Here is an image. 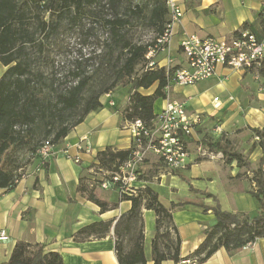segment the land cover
I'll return each mask as SVG.
<instances>
[{
    "label": "crops",
    "instance_id": "1",
    "mask_svg": "<svg viewBox=\"0 0 264 264\" xmlns=\"http://www.w3.org/2000/svg\"><path fill=\"white\" fill-rule=\"evenodd\" d=\"M173 1L181 8L182 17L174 26L168 49L156 54L153 59L157 68L174 72L186 67L179 49L184 32L196 34L201 39L228 37L240 30H249L257 37L264 33V0ZM259 70H264V63L259 68L245 71L218 66L215 75L202 81L209 84L206 91L198 94H192L191 90L184 91L193 86H170L165 91L166 97L185 101L188 113L199 114L201 123L187 138L188 165L178 170L179 174L170 177V193L162 199L155 191L165 208L174 205L172 221L181 242L179 261L165 260L161 264H184L183 261L192 264H264V238L257 239L232 255L224 248H219L200 263L196 262L197 256H193V252L204 241L207 230L216 223L212 211L203 207L213 205L212 200L204 194L216 197L223 211L249 218L259 213V204L249 193L253 189L251 172L258 167L262 157L259 139L252 133V130L264 132V72L258 75ZM155 87L140 92L150 95ZM117 92L115 90L101 96V108L89 113L62 142L54 145L49 159H32L13 188H0V229L5 230L8 236L6 241H0V264L8 261L15 244L20 241L37 243L46 252L58 253L63 264H118L113 228L121 215L130 209V202L120 201L114 191L98 190L95 194L100 200L117 206L101 213L98 206L76 193L79 180L89 184L93 179L98 170L96 156L99 152L106 148H131L127 122L122 120L119 112L128 101L127 88L126 95L119 103L114 100ZM210 92L214 95L210 96ZM214 98L220 102L217 108L213 105ZM161 100L163 108L165 99ZM247 135L249 143L243 144L239 153L246 158L251 171L237 167L235 161L226 162L222 153L211 149L208 143L199 147L195 143L203 136H212L216 140L224 138L223 145L216 140L209 144L220 142L221 146L231 151L226 146L228 141ZM79 140H82L85 151L79 154V162L74 163L63 157L61 150L66 144H75ZM262 169L264 172V162ZM165 172H159L158 177L164 179ZM179 179L186 180L190 185L188 189L187 186L182 187V193L177 187L182 183ZM195 181L199 187L192 184ZM143 183L146 182L136 181L133 184L142 188ZM161 183L160 180L159 187ZM142 213L146 264H153L150 241L154 234L155 216L147 210H142ZM101 221L113 222L106 237L85 240L74 238L82 227Z\"/></svg>",
    "mask_w": 264,
    "mask_h": 264
},
{
    "label": "trees",
    "instance_id": "2",
    "mask_svg": "<svg viewBox=\"0 0 264 264\" xmlns=\"http://www.w3.org/2000/svg\"><path fill=\"white\" fill-rule=\"evenodd\" d=\"M47 14V17H45ZM161 35L168 22V8L164 0H0V65L6 70L0 76V188L11 189L21 179L19 166L12 167V157L18 151L33 154L42 140L57 145L91 112L101 108L100 98L119 88H127L128 101L119 110L123 121L140 120L151 127L155 118L154 102L165 99V88L173 70L157 68L147 58L152 44L134 42L130 31L136 22ZM62 25L69 31L84 32L86 38L102 29L99 48L84 59L75 61L72 69L64 70L58 87L55 76H47L40 66L49 64L48 47L56 39ZM244 29L246 26L244 25ZM83 63L90 65L84 70ZM86 64V65H87ZM58 74V73H57ZM56 74V75H57ZM59 77L61 74H58ZM63 80V81H62ZM65 80V81H64ZM156 86L152 94L140 91ZM258 137L262 157L252 171L253 189L249 192L259 204L253 218L221 210L216 197L204 194L213 202L203 206L212 211L216 223L206 232L204 241L193 252L197 263L205 261L217 249L224 248L232 255L247 244L264 238V142L263 131L252 130ZM222 153L226 162L235 161L237 167H248L246 158L229 151L220 142L208 144ZM128 150L106 148L96 156L97 171L115 172L129 158ZM13 155V156H12ZM12 156V157H11ZM9 160V161H7ZM81 179L76 193L99 207L100 212L115 209L100 200L89 184ZM197 193V192H196ZM120 201H129L130 209L122 214L113 228L114 249L118 264H146L144 253V222L142 210L155 216L154 234L150 242L153 264L179 261L180 238L172 221V208H165L157 193L144 186ZM164 222L166 230L163 231ZM112 221L94 222L82 227L75 239L104 238ZM172 231V232H171ZM173 233L172 246L160 248V238ZM129 245H127V243ZM2 264H63L56 252H46L37 243L17 242L6 263Z\"/></svg>",
    "mask_w": 264,
    "mask_h": 264
},
{
    "label": "built area",
    "instance_id": "3",
    "mask_svg": "<svg viewBox=\"0 0 264 264\" xmlns=\"http://www.w3.org/2000/svg\"><path fill=\"white\" fill-rule=\"evenodd\" d=\"M168 8V22L161 35L155 37L147 58L168 49L174 26L182 17L181 8L173 0H164ZM264 15V7L262 8ZM179 49L186 63L185 68L175 70L165 88L170 86L191 87L215 75L218 66L235 71L256 69L264 63V33L257 37L249 30H240L223 38L201 39L196 34L183 33ZM154 62L150 63V66ZM218 98L213 99L215 108L219 106ZM112 106L113 103L111 102ZM201 123L199 114H190L185 101L165 98V104L159 114L155 115L151 127H146L140 120L127 122L132 151L129 158L115 172H102L100 187L104 190L114 188L117 193L130 195V187L136 182L137 164L148 154L154 155L168 172L183 170L188 165L189 152L187 138ZM54 145L44 142L35 152V156L45 161L53 153ZM85 151L82 140L75 144H66L61 155L74 163L79 162V154ZM74 152V153H73ZM107 178V179H106ZM8 239L5 230L0 229V241ZM247 244L245 247L250 246ZM184 264H192L183 261Z\"/></svg>",
    "mask_w": 264,
    "mask_h": 264
},
{
    "label": "rangeland",
    "instance_id": "4",
    "mask_svg": "<svg viewBox=\"0 0 264 264\" xmlns=\"http://www.w3.org/2000/svg\"><path fill=\"white\" fill-rule=\"evenodd\" d=\"M45 17H47V14ZM84 35H85L84 32L82 34H80L77 30L69 31L65 28L64 25H62L56 39L48 47L47 53L49 54V62L50 63L45 64V65H41L40 68L44 72L45 75H47L49 77L55 76V77H53V79L55 81H57V82H53L55 86H58V87L68 86L71 83V82H69V78L65 79L68 82H61V79H63L64 74H65L64 70H69V69L71 70L72 65L75 63L76 60L79 61L80 59L86 58L87 56L92 54L93 50H95L96 47L99 48L100 42H101L102 37H103L101 28L97 27V29L94 33V36H98L97 40H95L94 37L86 38ZM130 36L134 42L152 44L153 40L155 38V32L152 29L144 26L143 23L138 21L134 24V27L131 29ZM86 64L87 63H83V66H84L83 69L84 70H87V66L90 65V63L87 65ZM5 70H6V68H4L3 66L0 65V76L2 75V73ZM261 72H264V70H259L258 75L262 74ZM57 73L61 74L60 77ZM208 85L209 84L207 82H200V83L196 84L195 86L188 88L184 91L189 92L191 90L192 94H198L202 91H206ZM117 90H118V92L115 94L114 100L117 103H119L123 99V96L126 95V88H119ZM209 94H210V96L214 95L213 92H210ZM162 105H163V101L161 99L156 100L155 105H154V111L156 114L160 113V111L162 110ZM248 138H249L248 135L246 137H235L234 139L229 140L228 143L226 144V146H227V148L229 147V149L231 151H238L239 152V148L242 147L243 144L249 143ZM199 139H198V142H195L197 146L198 145L204 146L205 143L209 144V143L214 142L216 140V139L212 138V136H203L202 139H200V140ZM46 141H49V140H42L41 144H43ZM216 141H220L222 145L225 143L224 138L217 139ZM13 155H16V158ZM13 155H12L13 157L11 156L12 162L15 161V163L12 165V167H15V166H19V168L22 167V168L18 169L19 170L18 172H20V173H23V171H25V166H27V164H29V162L32 159L37 158L36 156H33V154H28V153L26 154L24 152L22 153L21 151H18ZM150 155H152V154L147 153L144 156V158H142V160L140 162H138V164H137V175H136L135 179H136V181L146 182V183H143L144 186H148V187L152 188L154 191H156L160 195L161 198L163 197L162 199H165V195L170 193L169 186L172 185L171 181H169L170 177L173 176L174 174H179L180 172L177 171V172L172 173V172L167 171V172H165L164 179H160L158 177L159 172L162 173V172H164L165 169L161 166L160 162L157 160V158L154 155H153L154 157L150 156ZM200 158H202V157H200ZM204 158H207V157H204ZM7 161H9V160H7ZM40 161H42V160H40ZM241 169L242 170L247 169L248 171H251L249 169V167H246V168L242 167ZM254 170H252V171H254ZM186 173H185V175H186ZM104 177L105 176L102 175V172L96 171L95 174L93 175V179L90 180V183L88 186L89 189L94 190V192H96L98 190H103L100 187V183H101V179ZM160 180L162 181V183L159 187ZM179 182H182V183H179V186H177L180 189L179 190L180 192H181V190L183 191L182 187L187 186V189L190 188V185L186 180L179 179ZM193 183H195V185L197 187H199L198 182L195 181V182H192V184ZM139 188L140 187H137L136 185L133 184L129 190H131L130 192L134 191L131 193V194H133ZM105 191L116 192L114 188H109ZM117 194L120 198L121 197L120 194L119 193H117ZM142 218H143V213H142ZM143 222H144V220H143ZM153 225H154V222H153ZM163 227L164 228H162V230L165 231L166 230V222H164ZM152 238H153V236H152ZM174 238L175 237H174L173 233H171V235L169 237H167L166 235L162 236L160 238V243H159L160 248L163 250L170 248L172 246V242H173ZM129 243L130 242H128L127 245H129ZM150 250H151V247H150Z\"/></svg>",
    "mask_w": 264,
    "mask_h": 264
}]
</instances>
